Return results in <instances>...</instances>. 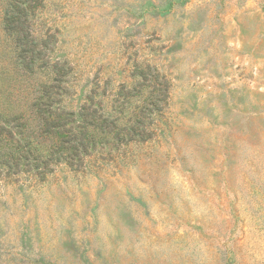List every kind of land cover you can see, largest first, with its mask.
<instances>
[{
  "label": "rangeland",
  "instance_id": "1",
  "mask_svg": "<svg viewBox=\"0 0 264 264\" xmlns=\"http://www.w3.org/2000/svg\"><path fill=\"white\" fill-rule=\"evenodd\" d=\"M147 66L170 83L163 113ZM122 85L151 139L0 185V264H264V0H0V115L42 152L59 139L41 103L110 108Z\"/></svg>",
  "mask_w": 264,
  "mask_h": 264
},
{
  "label": "trees",
  "instance_id": "2",
  "mask_svg": "<svg viewBox=\"0 0 264 264\" xmlns=\"http://www.w3.org/2000/svg\"><path fill=\"white\" fill-rule=\"evenodd\" d=\"M21 10L20 6L18 11L8 7L5 12L8 28L17 34L20 45L29 34L26 23L28 12ZM139 72L142 79L150 80L140 85L150 86L151 82L156 83L154 91L156 90L157 96L152 103L155 110L165 112L169 100V81L165 77L160 78L159 74L150 73L149 67ZM141 91L137 85L130 88L122 85L114 99L118 105L113 104L110 108L105 106L101 97L96 99L95 95L87 96L77 111L60 109L55 113H42L41 103L38 106L41 110L38 130L41 135L59 139L58 144L47 150V153L24 138L26 125L21 118L0 115V185L37 186L46 181L60 164L68 165L75 172L83 170L84 158L91 155V150L96 149L99 144L110 141L109 138L116 139L117 145L125 147L151 139L152 131L143 118L134 113L136 109H133V115L128 116L131 101ZM146 109L152 111V108L145 106L141 112Z\"/></svg>",
  "mask_w": 264,
  "mask_h": 264
}]
</instances>
